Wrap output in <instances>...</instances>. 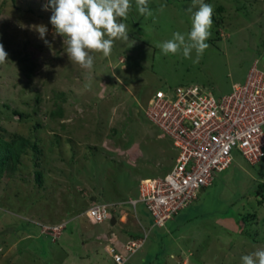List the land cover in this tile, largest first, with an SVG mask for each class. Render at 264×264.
<instances>
[{
  "label": "rangeland",
  "instance_id": "obj_1",
  "mask_svg": "<svg viewBox=\"0 0 264 264\" xmlns=\"http://www.w3.org/2000/svg\"><path fill=\"white\" fill-rule=\"evenodd\" d=\"M205 2L214 22L198 62L195 50L185 59L158 47L174 32H190L192 0H148L151 17L131 0L121 20L130 41L115 40L108 56L93 51L94 65L85 69L55 34L48 0H0V43L8 53L0 64V140L37 141L40 151L29 147L15 167L0 171V264H115L111 248L123 264H242L264 246V190L256 194L264 158L250 165L237 151L163 227L153 226L142 204L135 212L123 205L114 225L83 216L92 204L136 198L140 180L171 168L170 140L143 114L151 94L198 85L218 97L244 82L255 60L264 70V0ZM33 25L47 26V44ZM62 223L54 241L45 227ZM144 235L130 255V237Z\"/></svg>",
  "mask_w": 264,
  "mask_h": 264
},
{
  "label": "built area",
  "instance_id": "obj_2",
  "mask_svg": "<svg viewBox=\"0 0 264 264\" xmlns=\"http://www.w3.org/2000/svg\"><path fill=\"white\" fill-rule=\"evenodd\" d=\"M143 114L160 131L159 138L170 140L175 152L172 166L160 176L140 180L136 198L92 204L83 213L92 223L110 220L111 213L123 205L135 212L142 204L153 226L163 227L187 208L216 174L229 168L233 151L250 165L264 158V70L257 60L244 82L232 84L228 94L216 97L198 85L179 86L169 93L157 90L148 98ZM65 227L62 223L45 230L54 236ZM145 237L128 241L130 255ZM109 252L117 264L125 262L114 248Z\"/></svg>",
  "mask_w": 264,
  "mask_h": 264
},
{
  "label": "clouds",
  "instance_id": "obj_3",
  "mask_svg": "<svg viewBox=\"0 0 264 264\" xmlns=\"http://www.w3.org/2000/svg\"><path fill=\"white\" fill-rule=\"evenodd\" d=\"M135 4L140 15L146 17L153 15L148 0H135ZM48 7L53 10L50 23L55 29V34L64 37L66 53L71 62L79 64L82 68L93 67L95 61V57L91 54L93 51L108 56L111 54L115 40L130 41L128 25L121 20L127 19L132 8L131 0H48ZM165 7L166 5H161L159 11H163ZM194 8L197 10L193 11ZM186 12L192 14L190 32L187 34L174 32L171 39L161 42L158 47L164 55L182 53L185 59H192V52L195 50L196 59L193 61L195 63L210 47L206 41L211 37L214 8L205 0H192ZM32 29L39 33V37L46 44L48 43L47 26L33 25ZM6 61H8V53L0 43V64ZM128 199L112 203H121ZM117 212L111 213L110 221L114 219L116 222V216L121 212L125 213L122 208ZM87 221L91 224H102L109 220L102 223H92L88 219ZM241 260L242 264H264V246H257L253 252L242 256Z\"/></svg>",
  "mask_w": 264,
  "mask_h": 264
},
{
  "label": "trees",
  "instance_id": "obj_4",
  "mask_svg": "<svg viewBox=\"0 0 264 264\" xmlns=\"http://www.w3.org/2000/svg\"><path fill=\"white\" fill-rule=\"evenodd\" d=\"M19 115L20 117L22 116L21 114ZM29 147L35 152V155L40 152L37 141H34L32 144H30L27 139L21 137L14 138L11 142L0 140V171L4 170V168L8 166L9 163L11 167H15L16 163L19 162L20 156L25 154ZM258 190L259 191H257L256 194L261 195V192L264 190V185H260Z\"/></svg>",
  "mask_w": 264,
  "mask_h": 264
},
{
  "label": "water",
  "instance_id": "obj_5",
  "mask_svg": "<svg viewBox=\"0 0 264 264\" xmlns=\"http://www.w3.org/2000/svg\"><path fill=\"white\" fill-rule=\"evenodd\" d=\"M114 224H115V220L112 219V221H111V225H114Z\"/></svg>",
  "mask_w": 264,
  "mask_h": 264
}]
</instances>
